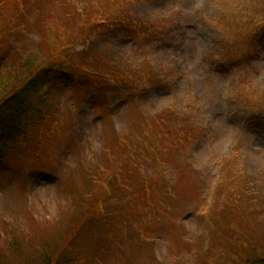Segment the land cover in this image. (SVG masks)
<instances>
[{
	"label": "rangeland",
	"instance_id": "obj_1",
	"mask_svg": "<svg viewBox=\"0 0 264 264\" xmlns=\"http://www.w3.org/2000/svg\"><path fill=\"white\" fill-rule=\"evenodd\" d=\"M101 4L112 5L106 9L121 16H133L138 30L144 29L140 21L157 24L136 39L118 27L92 40L94 50H106L115 61L118 54L116 66L127 71L128 87L122 86L121 76L105 77L111 81L98 88L80 76L75 83L73 75L63 71L50 85L37 78L65 126L56 134L58 142L44 143L43 154L42 148L37 156L24 152L22 165L0 167V223L43 236L45 228L55 227L52 230L61 235L44 239L55 247L68 231L67 220L80 210L76 147L84 148L85 159L97 162L106 146L112 152L115 133L137 149L133 162L139 178L135 169L125 175L133 164L124 157L118 173L110 175L118 187L131 191L132 204L124 203L123 209L133 215L125 216L132 229L123 228L110 251H103L104 263H95L173 264L181 255L185 264H211L199 261L189 246L206 234L202 220L207 210L226 205L224 194L216 199L220 184L225 181L224 191L229 182L239 190L251 186L250 195L264 201V3L137 0L131 8L105 0ZM58 44L53 36L44 54L59 60L62 53L54 49ZM87 47L78 45L74 59ZM178 113L184 115V128ZM82 198L81 208L94 211L96 199ZM213 251L220 253L221 246Z\"/></svg>",
	"mask_w": 264,
	"mask_h": 264
},
{
	"label": "trees",
	"instance_id": "obj_2",
	"mask_svg": "<svg viewBox=\"0 0 264 264\" xmlns=\"http://www.w3.org/2000/svg\"><path fill=\"white\" fill-rule=\"evenodd\" d=\"M101 1L0 0V167L13 163L22 165L24 152L37 156L36 152L42 148L43 154L44 143L58 142L56 134L60 127L65 126L58 119L49 94L37 82L38 77L50 85L56 74L67 71L73 75L75 83L80 76L93 81L92 86L98 88L105 82V77L121 76L122 86L128 87L124 84L128 79L127 71L116 66L118 54L115 61L106 50H94L96 43L92 40L118 27L136 39L141 31L145 28L152 31L157 23L152 22L150 26L140 21L144 29L139 27V31L133 16L132 20L121 16L115 9L109 11L111 4L131 8L137 0H105L111 6H103ZM57 33L58 36L55 35ZM53 36L59 43L54 49L62 53L59 60L44 54V51H50L49 46L45 45ZM62 41L66 45H61ZM80 44L89 47L74 59V51ZM120 61H125L124 65L128 63L122 55ZM116 78L113 82H116ZM177 121L182 128L185 127L184 115L178 113ZM71 124L73 127L75 122L72 120ZM114 136L117 142L111 147L112 152L105 150L108 149L106 146L101 153L103 156L97 155L99 160L103 159L99 164V160L91 163V158H84L86 152L82 146L76 147L78 156L87 161V165H79L80 183L77 182V174H74L78 187L75 191L80 195L77 200L80 210L75 215L73 212V216L67 220L68 231L59 238L56 246L52 248L44 240L49 235H61L52 230L55 227L45 228L46 234L43 236L40 232L30 234V229L27 230L29 233H21L18 228L0 223V264L104 263L106 254L103 251H110L123 228L132 229L125 216L133 218L123 209L124 203L132 204L130 189L118 187L110 175L118 173L124 163L120 159L124 157L133 164L132 167L128 166L125 175L134 173L132 169H135L139 178V169L133 162L136 147L115 133ZM70 147L75 146L71 144ZM155 162L157 164L159 160L156 158ZM103 163L105 167L101 166ZM247 178L250 179L248 175ZM255 181L256 185L260 184L258 178ZM234 184L227 183L225 191V181L220 184L216 199L224 194L227 203L223 209L207 210L202 220V224L206 225V234L199 236L197 243L189 248L193 256L205 263L264 264V201L250 195L253 187L239 190ZM92 196L96 199L94 211L87 213L85 207L81 208L80 201L84 202L82 197ZM219 226L221 228L218 229ZM215 245L221 246L218 254L213 251ZM223 254L222 260L217 258V255ZM184 261L180 255L173 264H185Z\"/></svg>",
	"mask_w": 264,
	"mask_h": 264
}]
</instances>
